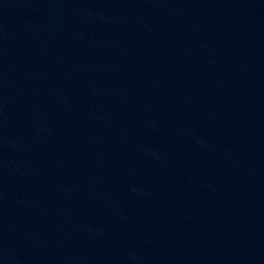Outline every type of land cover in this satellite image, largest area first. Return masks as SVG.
Returning <instances> with one entry per match:
<instances>
[{
	"label": "water",
	"instance_id": "1",
	"mask_svg": "<svg viewBox=\"0 0 264 264\" xmlns=\"http://www.w3.org/2000/svg\"><path fill=\"white\" fill-rule=\"evenodd\" d=\"M0 264H264V0H0Z\"/></svg>",
	"mask_w": 264,
	"mask_h": 264
}]
</instances>
